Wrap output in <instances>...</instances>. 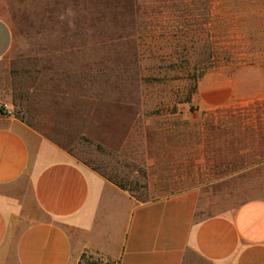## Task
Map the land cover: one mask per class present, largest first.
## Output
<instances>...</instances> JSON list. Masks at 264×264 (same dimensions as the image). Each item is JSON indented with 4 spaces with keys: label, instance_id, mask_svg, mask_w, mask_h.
Segmentation results:
<instances>
[{
    "label": "rangeland",
    "instance_id": "374dc122",
    "mask_svg": "<svg viewBox=\"0 0 264 264\" xmlns=\"http://www.w3.org/2000/svg\"><path fill=\"white\" fill-rule=\"evenodd\" d=\"M228 1L0 0L13 34L0 113L8 105L139 202L194 190L217 206L263 197L264 91L215 114L198 94L206 76L236 74L247 49L264 56V35L240 34L253 23L230 18L239 4Z\"/></svg>",
    "mask_w": 264,
    "mask_h": 264
},
{
    "label": "crops",
    "instance_id": "0c3cea01",
    "mask_svg": "<svg viewBox=\"0 0 264 264\" xmlns=\"http://www.w3.org/2000/svg\"><path fill=\"white\" fill-rule=\"evenodd\" d=\"M238 4L226 14L254 26L240 34L263 36L264 0ZM12 46V29L0 15V61ZM258 47L247 49L236 74L218 71L200 81L204 112L261 99ZM82 256L102 264H264V196L217 206L194 190L139 202L0 113V264H80Z\"/></svg>",
    "mask_w": 264,
    "mask_h": 264
},
{
    "label": "built area",
    "instance_id": "2783aa9c",
    "mask_svg": "<svg viewBox=\"0 0 264 264\" xmlns=\"http://www.w3.org/2000/svg\"><path fill=\"white\" fill-rule=\"evenodd\" d=\"M1 110H2L1 114L6 116H12V109L8 105L2 104Z\"/></svg>",
    "mask_w": 264,
    "mask_h": 264
},
{
    "label": "trees",
    "instance_id": "16d2710c",
    "mask_svg": "<svg viewBox=\"0 0 264 264\" xmlns=\"http://www.w3.org/2000/svg\"><path fill=\"white\" fill-rule=\"evenodd\" d=\"M207 72V70L206 71H204L203 73H201V75H200V77L199 78H202V76L205 74ZM187 103H190V99H188L187 100ZM219 112V111H218ZM208 113H217V111H212V112H208ZM117 187H119L120 189H122V190H124L125 191V187H123V186H119V185H116Z\"/></svg>",
    "mask_w": 264,
    "mask_h": 264
}]
</instances>
